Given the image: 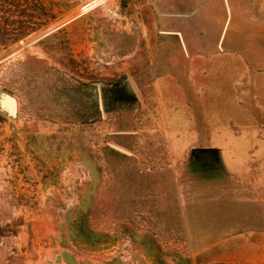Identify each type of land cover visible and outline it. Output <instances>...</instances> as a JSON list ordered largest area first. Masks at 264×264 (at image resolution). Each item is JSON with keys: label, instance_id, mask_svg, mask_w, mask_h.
Listing matches in <instances>:
<instances>
[{"label": "rangeland", "instance_id": "1", "mask_svg": "<svg viewBox=\"0 0 264 264\" xmlns=\"http://www.w3.org/2000/svg\"><path fill=\"white\" fill-rule=\"evenodd\" d=\"M227 5L0 0V264H264V0Z\"/></svg>", "mask_w": 264, "mask_h": 264}, {"label": "water", "instance_id": "2", "mask_svg": "<svg viewBox=\"0 0 264 264\" xmlns=\"http://www.w3.org/2000/svg\"><path fill=\"white\" fill-rule=\"evenodd\" d=\"M161 1H167V0H161ZM224 1L226 4V7H227V11L230 14L229 8L227 5V0H224ZM159 2H160V0H159ZM126 80H127L128 86L132 90V94H133L132 97L136 100H139L140 96L138 94L137 88L135 87V84L133 83V81L131 80V78L129 77L128 74L126 75ZM99 106H100V108L102 107L100 99H99ZM0 110L6 112L11 117H14L15 113H16V100H15V98L9 94L0 93ZM111 147L114 148L115 150L119 151V152L129 154L127 151H125L124 149H122L120 147H117L114 145H111ZM192 152L194 154H196L199 159L203 158V157H215V158L217 157L216 156L217 155L216 149H213V148H197V149L194 148V149H192Z\"/></svg>", "mask_w": 264, "mask_h": 264}, {"label": "flooded vegetation", "instance_id": "3", "mask_svg": "<svg viewBox=\"0 0 264 264\" xmlns=\"http://www.w3.org/2000/svg\"><path fill=\"white\" fill-rule=\"evenodd\" d=\"M123 89V90H122ZM110 91H113L114 93L115 92H117V94H123V93H125L126 95H130V97L132 96V90L130 89V87L128 86V84H126L125 82H122V84H118V85H115V87H113V89L112 90H110ZM123 91V92H122ZM122 92V93H121ZM121 95H120V97H121ZM129 97V98H130ZM115 98L116 99H118V97H116L115 96ZM108 99V101H113V98L112 97H108L107 98ZM106 99V100H107ZM132 99V98H131ZM119 100V99H118ZM210 162H212V160H208L207 162H205V163H210Z\"/></svg>", "mask_w": 264, "mask_h": 264}, {"label": "crops", "instance_id": "4", "mask_svg": "<svg viewBox=\"0 0 264 264\" xmlns=\"http://www.w3.org/2000/svg\"><path fill=\"white\" fill-rule=\"evenodd\" d=\"M164 3H163V5L164 6H169V5H171V6H173L175 9H179V10H181L180 8H183V7H186L188 4H189V0H173V1H171V0H167V1H163ZM201 6L202 5H199L194 11H193V14L194 13H196L200 8H201ZM172 7V8H173ZM192 14V15H193ZM159 173H161V172H159ZM160 178H162V176L160 177Z\"/></svg>", "mask_w": 264, "mask_h": 264}]
</instances>
